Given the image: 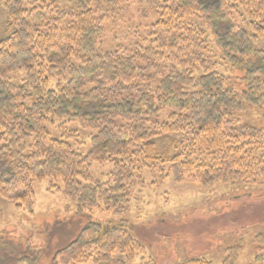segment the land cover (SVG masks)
Segmentation results:
<instances>
[{"label":"trees","instance_id":"16d2710c","mask_svg":"<svg viewBox=\"0 0 264 264\" xmlns=\"http://www.w3.org/2000/svg\"><path fill=\"white\" fill-rule=\"evenodd\" d=\"M113 1L68 0L63 8L52 0H0L7 13V35L0 40V197L28 207L34 181H58L84 220L49 264H132L140 241L122 223L102 222L86 210L107 211L127 199L129 184L142 178L123 165L137 156L144 165L168 162L176 179L189 172L205 185L264 183V129L230 117L264 98V48L254 44L264 43V0H147L158 18L147 31L149 46L133 55L97 47L106 16L92 5ZM234 15L244 26H236ZM192 16L206 18L229 65L245 68L242 85L215 69L205 29ZM224 21L229 24L218 29L216 22ZM156 55L173 62L162 67ZM19 69L23 79L9 82ZM165 109L168 120L159 121ZM57 121L61 132L54 136L49 125ZM69 122L94 131L86 153ZM173 132L190 138L182 151L172 138L160 154L155 137ZM120 159L108 180L93 178L92 163ZM254 241L263 245L264 232ZM240 247H229L221 263L234 264ZM40 250L0 237V264H37ZM176 264L212 263L193 257Z\"/></svg>","mask_w":264,"mask_h":264},{"label":"rangeland","instance_id":"374dc122","mask_svg":"<svg viewBox=\"0 0 264 264\" xmlns=\"http://www.w3.org/2000/svg\"><path fill=\"white\" fill-rule=\"evenodd\" d=\"M52 1L58 7L69 5L68 0ZM92 9L98 15L106 16L97 42L100 51L116 50L121 54L132 53L130 55L139 51L144 53L142 48L149 46L151 40L147 31L158 18V10L151 3L147 0H114L107 4H93ZM202 17L192 16L191 20L205 29L210 56L217 62L215 69L224 74L232 85H242L240 79L246 75L245 68H233L223 59L216 46V35L206 18ZM233 18L236 26H244V21L237 15ZM6 21V10L0 4V40L7 35ZM228 24V21L216 22V27L219 29ZM254 42L258 48H264L262 40ZM194 49L201 48L196 46ZM153 59L162 67L173 62L166 57L158 59L157 55ZM7 77L9 82L17 84L23 79L24 70L19 69ZM156 84V81L152 82L151 87L154 89ZM132 93L136 94L137 90ZM168 113L167 109L161 111L157 119L168 120ZM230 117L235 124L264 129V98L259 105H246ZM59 126L57 121L49 125V131L57 136L61 132ZM85 126L78 122L67 124L69 129L77 128L82 142L79 151L83 153L88 151L94 134ZM225 127L228 130L227 124ZM155 138L158 151L163 154L172 138L177 141V150L182 151L190 136L173 132ZM120 162L121 159L102 165L92 163L90 172L94 179L105 181L117 163L122 164ZM123 166L142 178L141 183L129 184L127 199L111 209L102 211L99 206L86 212L102 222L122 223L140 241L143 248L134 254L132 264H176L193 257L222 264L226 250L238 244L241 250L234 264H264V244L258 246L254 241L259 233L264 232V183L215 181L205 185L189 172L176 179L175 170L168 162L144 165L138 156ZM32 190L34 200L28 207H18V203L0 197V237L21 240L24 248L41 249L37 264H49L53 251L72 239L84 225V220L77 214L74 199L63 193L62 183L48 179L34 181ZM117 254L118 251L113 255ZM117 257L120 256L113 258ZM84 264H95V261L88 259Z\"/></svg>","mask_w":264,"mask_h":264}]
</instances>
